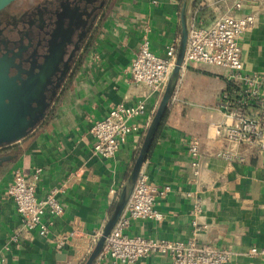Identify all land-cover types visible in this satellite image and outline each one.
Returning <instances> with one entry per match:
<instances>
[{"label": "crops", "instance_id": "0c3cea01", "mask_svg": "<svg viewBox=\"0 0 264 264\" xmlns=\"http://www.w3.org/2000/svg\"><path fill=\"white\" fill-rule=\"evenodd\" d=\"M198 1L204 4L200 18L206 26L226 14L248 13L233 11L234 0ZM181 3L114 0L96 16L93 32L85 38L87 43L95 34L90 52L79 62L82 52L78 68L76 64L63 76L36 124L30 126L28 115H21L18 122L25 127L21 139L0 144V254L6 264H80L95 235L101 234L147 130L130 135L114 158L102 160L93 154L90 129L120 103H143L156 112L162 96L133 84L131 65L144 38L162 58L168 47L179 44ZM240 48L244 70L264 75V9L241 38ZM226 88L225 72L217 67L193 63L182 71L176 101L172 99L142 168L154 187L170 188L155 200V209L164 220L131 221L126 234L187 243L194 238L193 212L199 204V224L209 226L196 236L199 245L232 249L227 264H264V256H249L252 248L264 249V154L240 148L244 163L216 157L221 150L234 149L213 133L214 126L225 122L219 98ZM41 90L45 97L44 85ZM132 124L142 126L143 120ZM194 139L200 142L202 160L197 179L191 174L187 153ZM36 169L42 170L36 183L37 199L58 189L57 199L64 208L46 238L37 233L28 237L6 196L14 171L20 170L32 181ZM72 231L79 232L78 237L57 251L55 238ZM94 264L113 263L102 257ZM134 264L172 263L169 256L153 254Z\"/></svg>", "mask_w": 264, "mask_h": 264}, {"label": "built area", "instance_id": "2783aa9c", "mask_svg": "<svg viewBox=\"0 0 264 264\" xmlns=\"http://www.w3.org/2000/svg\"><path fill=\"white\" fill-rule=\"evenodd\" d=\"M203 6L197 0L193 7L182 69L194 63L217 67L225 72L227 88L219 98L225 122L214 126L213 133L215 137L230 143L234 149L221 150L216 157L227 162L244 163L246 158L240 148L264 154V75L249 74L244 70L240 40L256 23L258 14L264 9V0H234L233 11L240 13L248 10V13L226 14L209 26L200 18ZM177 50L178 44L168 47L166 57L162 58L153 53L149 40L144 38L131 65V82L162 96L175 64ZM173 101H176L175 95ZM154 113L143 103L116 105L90 129L95 140L93 154L102 160L114 158L130 135L138 133L140 129H148ZM138 119L143 120L142 126L132 124V121ZM187 153L190 157L191 174L197 179L202 170L199 140L190 141ZM41 173V169H36L32 181H29L20 170L14 171L12 182L6 191L28 237L37 233L46 238L54 220L64 214V208L57 199L60 190L53 189L44 199H37L36 183ZM169 190V187H154L149 177L141 171L126 209L98 258H108L113 264H134L150 255L159 254L169 256L172 264H227L233 255L232 249L201 246L196 240L198 233L209 229L208 225L199 224V204H196L193 212L194 238L187 243L130 237L126 234L131 221L161 223L164 220V215L155 209V200ZM110 193L116 196L114 190ZM78 235L77 231L58 235L54 240V248L59 252L63 251ZM100 235H95L92 246L81 258L80 264L86 262ZM17 240L14 238V243ZM249 256H264V249L252 248ZM0 264H6L2 254Z\"/></svg>", "mask_w": 264, "mask_h": 264}, {"label": "flooded vegetation", "instance_id": "af4514ba", "mask_svg": "<svg viewBox=\"0 0 264 264\" xmlns=\"http://www.w3.org/2000/svg\"><path fill=\"white\" fill-rule=\"evenodd\" d=\"M44 2L45 0H18L0 12V40L9 52L22 47L21 52L24 53L19 61L22 69H28L30 60L37 62L33 75L37 83L45 86V97L49 99L63 76L76 66L86 45L85 38L93 32L96 16L110 7L114 0H46ZM64 3L78 8V13L88 11L87 17L79 18V24L72 26L71 30L69 19L64 20L63 26L69 29V37L67 40L54 39L52 35L54 22ZM8 25L13 27L8 30ZM52 40L53 44H51ZM55 43L58 47H55ZM40 67L45 70L39 71Z\"/></svg>", "mask_w": 264, "mask_h": 264}, {"label": "rangeland", "instance_id": "374dc122", "mask_svg": "<svg viewBox=\"0 0 264 264\" xmlns=\"http://www.w3.org/2000/svg\"><path fill=\"white\" fill-rule=\"evenodd\" d=\"M77 10L78 8L70 4H62L54 22L55 28L52 33L54 39L67 40L69 37L70 31L63 26L64 20L69 19L71 30L72 26L79 24V18L87 17L88 11L78 13ZM12 27L8 25L7 29ZM53 43L52 40L51 44ZM55 47H58L57 43ZM21 48L18 47L9 52L0 40V144L2 145L22 134L25 127L19 125L21 115H28L29 125H35L47 104V97L42 96V85L37 83L33 75L38 64L34 62L35 60H30L28 69H22L19 61L24 52H21ZM38 69L45 70L41 67Z\"/></svg>", "mask_w": 264, "mask_h": 264}, {"label": "water", "instance_id": "95a60500", "mask_svg": "<svg viewBox=\"0 0 264 264\" xmlns=\"http://www.w3.org/2000/svg\"><path fill=\"white\" fill-rule=\"evenodd\" d=\"M16 1L18 0H0V12L5 10L7 7H9ZM196 1L197 0H182L180 8L181 34L174 67L170 73L169 79L167 81L165 90L162 94L157 110L145 133L142 146L138 152L134 165L122 186V189L115 202L110 217L106 225L102 229L100 238L98 239L93 251L91 252L84 264H94L98 257L102 254L108 237L110 236L112 230L114 229L115 225L117 224L126 209V206L135 188L138 177L142 171L143 165L148 159L154 141L156 140L159 130L168 113L170 103L173 99L176 88L182 76V65L185 57L190 29V17ZM19 138L21 139V137Z\"/></svg>", "mask_w": 264, "mask_h": 264}, {"label": "trees", "instance_id": "16d2710c", "mask_svg": "<svg viewBox=\"0 0 264 264\" xmlns=\"http://www.w3.org/2000/svg\"><path fill=\"white\" fill-rule=\"evenodd\" d=\"M95 38H96L95 34H93L89 37L88 42L86 43V45L83 49V56H82V58H80L79 62H81L84 59L85 55H88V53L90 52V50H91V48L95 42ZM76 68H78V64H77Z\"/></svg>", "mask_w": 264, "mask_h": 264}]
</instances>
